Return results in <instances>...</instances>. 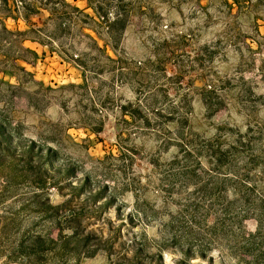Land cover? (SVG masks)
<instances>
[{
  "label": "rangeland",
  "instance_id": "obj_1",
  "mask_svg": "<svg viewBox=\"0 0 264 264\" xmlns=\"http://www.w3.org/2000/svg\"><path fill=\"white\" fill-rule=\"evenodd\" d=\"M0 127V264H264V0H0Z\"/></svg>",
  "mask_w": 264,
  "mask_h": 264
},
{
  "label": "trees",
  "instance_id": "obj_2",
  "mask_svg": "<svg viewBox=\"0 0 264 264\" xmlns=\"http://www.w3.org/2000/svg\"><path fill=\"white\" fill-rule=\"evenodd\" d=\"M97 13V12H96ZM6 140V135H5V132L3 131V129L0 127V166H5L6 163H9L10 162H15V152L12 150L11 146L9 145H4L3 144V140ZM14 156L12 158V156ZM8 161V162H6ZM4 185L6 186V182H3ZM2 187V185L0 186V191L2 188H5ZM59 206H53L52 209H58ZM8 217H11V216H8ZM8 220H10L11 218H6ZM0 232H1V229H0ZM67 238H64V240H66ZM58 240H61L58 239ZM42 242V238L40 236H37L34 238V240L32 241L31 245L27 248L23 247L22 245L18 246V250H20L21 252L24 253V258H27V260L29 261V263L32 261L35 260L36 257H39V252L41 251L40 248L37 249V247L39 246L38 244ZM48 242H50V244H56L57 242H54L53 240H49ZM38 245V246H37ZM22 259V258H21Z\"/></svg>",
  "mask_w": 264,
  "mask_h": 264
}]
</instances>
